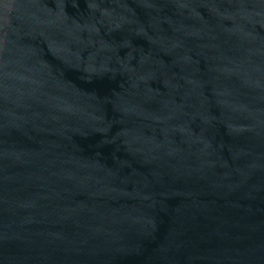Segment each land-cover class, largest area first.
<instances>
[{"label":"water","instance_id":"1","mask_svg":"<svg viewBox=\"0 0 264 264\" xmlns=\"http://www.w3.org/2000/svg\"><path fill=\"white\" fill-rule=\"evenodd\" d=\"M0 264H264V0H0Z\"/></svg>","mask_w":264,"mask_h":264}]
</instances>
